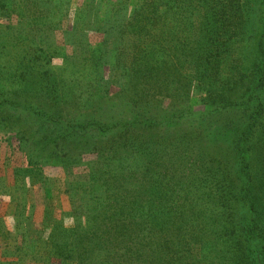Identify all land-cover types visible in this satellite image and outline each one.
I'll return each instance as SVG.
<instances>
[{"label": "trees", "instance_id": "16d2710c", "mask_svg": "<svg viewBox=\"0 0 264 264\" xmlns=\"http://www.w3.org/2000/svg\"><path fill=\"white\" fill-rule=\"evenodd\" d=\"M27 1L0 0V16H44ZM137 2L115 92L96 91L105 52L89 50L35 101L41 43L0 33V130L30 158L5 179L0 264H264V0ZM44 165L64 173L71 222L50 177L29 203Z\"/></svg>", "mask_w": 264, "mask_h": 264}, {"label": "rangeland", "instance_id": "374dc122", "mask_svg": "<svg viewBox=\"0 0 264 264\" xmlns=\"http://www.w3.org/2000/svg\"><path fill=\"white\" fill-rule=\"evenodd\" d=\"M20 1L22 2V0ZM137 1L43 0L41 4L44 5L42 9L44 16L40 15L41 13H33L30 17L26 16V20H22V17H20L19 12L16 10L10 13L9 16H0V33L7 35L2 39L7 45L10 46L8 42L10 29H20L22 32H28V38L41 43L38 46H42L44 50V55H42L43 57L39 61L38 70L40 72L30 71L27 74L30 79H39V87L33 92L34 100L45 99L49 95L46 84H51L52 80L55 79V73H58L61 80L68 76L67 66L69 63L87 64L86 67L90 66L91 59L89 62L86 61L89 50L100 52L103 49L105 52L101 69L102 81L101 84H96V91L101 92L106 88H110L113 92L117 91L118 81L116 83L114 81L120 76V73L117 71L119 70L117 64L121 60L126 61L125 58H127L124 56L125 53L122 48H130L133 40L125 32V24L129 20L134 6L137 5ZM27 3L29 8L36 2L28 0ZM52 3L57 4V7H54L53 10L48 7ZM250 10L246 11L245 14L247 18L246 27L249 28L248 34L256 32V28L259 29L255 24L256 21L253 20L255 17L261 16L260 14H263L258 9L253 12ZM40 16L44 17V19H40ZM26 43L30 47L32 46L31 42L27 41ZM232 53L233 59H240V49L233 47ZM41 67H51V71H54V77L51 76L49 79L43 78L41 80L40 78L43 76L42 70H40ZM195 86L194 95H201V87L197 84ZM54 103L56 104V101ZM62 108L64 112L75 116L76 107L74 108L73 105H63ZM88 114H91V112ZM26 126H33V123H26ZM19 145L20 143L15 137L0 130V215L4 213L9 202V195H5L3 191L6 189L7 181L11 180L13 168L17 166L25 167L30 162L29 156H26V153H24V150H27L25 145L22 146L23 150H21ZM91 157L88 156V159H91ZM43 167L42 171L39 169L34 171L36 175L35 179L29 180V188L34 189L29 196L30 205H38V207L42 205V194L39 190L40 181L50 177L57 183L56 200L61 206L64 218L66 222H71L72 218L69 212L71 210L72 198L67 196L68 193L65 192L62 169L45 165ZM25 174L26 179L28 177L27 171ZM37 215L40 217L41 211H38ZM6 222L7 224L10 222L9 218L6 219ZM5 248V245L0 242V251Z\"/></svg>", "mask_w": 264, "mask_h": 264}]
</instances>
